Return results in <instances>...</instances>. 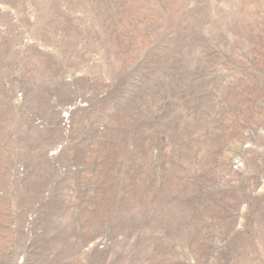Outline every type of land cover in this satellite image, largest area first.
Returning a JSON list of instances; mask_svg holds the SVG:
<instances>
[{"label":"rangeland","instance_id":"374dc122","mask_svg":"<svg viewBox=\"0 0 264 264\" xmlns=\"http://www.w3.org/2000/svg\"><path fill=\"white\" fill-rule=\"evenodd\" d=\"M0 264H264V0H0Z\"/></svg>","mask_w":264,"mask_h":264}]
</instances>
